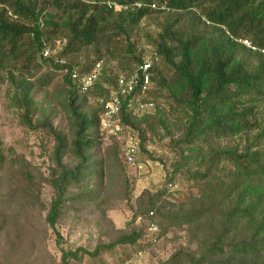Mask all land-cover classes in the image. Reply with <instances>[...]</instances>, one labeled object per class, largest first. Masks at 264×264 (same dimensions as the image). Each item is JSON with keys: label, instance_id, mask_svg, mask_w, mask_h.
Returning a JSON list of instances; mask_svg holds the SVG:
<instances>
[{"label": "trees", "instance_id": "16d2710c", "mask_svg": "<svg viewBox=\"0 0 264 264\" xmlns=\"http://www.w3.org/2000/svg\"><path fill=\"white\" fill-rule=\"evenodd\" d=\"M108 2L128 9L115 12ZM134 3L142 8L133 9ZM153 3L167 11L150 10ZM147 18L156 19L157 31L144 34L146 46L139 47L131 35ZM234 38L264 49V0H0V87L6 86V108L15 112L19 127L51 144L49 149L44 141L41 145L50 163L44 182L53 191L45 223L55 235L58 264L94 261L137 245L151 226L157 229L154 241L171 232L182 235L159 264H264V58ZM56 43L57 56L67 65L41 58L44 46L54 49ZM87 49L97 59L80 62ZM148 49L158 63L152 87L140 100L152 103L153 111L135 113V91L121 99L118 117L149 158L145 145L152 137L168 140L174 160L166 182L135 200L130 223L139 221L138 226L116 231L102 212L106 243L92 251L64 250L56 230L60 217L68 205L100 206L110 168L96 156L102 109L89 102L108 98L116 78L132 74ZM98 62L103 63L100 77L92 90L81 93L67 70L74 66L88 74ZM107 64L113 65L107 69ZM43 66L62 80L37 102L36 87L43 90L50 83L49 73L34 81ZM57 112L66 120L65 130L54 125ZM7 152L0 143V172L14 153ZM112 155L117 161L114 149ZM20 169L33 186L31 175ZM177 177L195 193L172 194Z\"/></svg>", "mask_w": 264, "mask_h": 264}, {"label": "rangeland", "instance_id": "374dc122", "mask_svg": "<svg viewBox=\"0 0 264 264\" xmlns=\"http://www.w3.org/2000/svg\"><path fill=\"white\" fill-rule=\"evenodd\" d=\"M155 21V18L144 19L135 28L131 38L139 47L146 46L144 34L151 35L157 31ZM87 57L91 62L97 59L91 49L80 54V62L85 61ZM112 65L107 64L106 68H111ZM43 67L45 69L37 73L34 81L49 73L50 83L43 90L36 87L37 102L45 99L47 95L45 92L49 95L53 94V89L59 87L62 80L61 74ZM5 90L6 86L0 87V143L4 148V154H9L8 149H12L14 153L7 159L0 172V263L58 264L60 252L55 245V235L45 223L53 191L44 182L48 176L50 163L47 151L41 145L44 144L45 148L49 149L51 144L41 134L19 127L15 112L6 108ZM48 99L51 98L48 96ZM89 105L97 106L96 100H90ZM54 125L60 130L66 129V120L59 112ZM100 138L102 146L96 152V156L110 166L103 181L102 201L100 206L77 208L67 206L56 225V230L63 239L64 250L83 248L92 251L98 244L106 243L107 238L104 236L106 228L100 222L102 212L116 231L127 232L138 226L139 221L130 223L135 200L143 192L154 193L164 186L167 168L174 160L168 140L152 137V140L145 145V150L151 158L140 152L139 161L143 168L138 171L124 164L121 144L106 132H100ZM112 149L118 155L117 161L113 159ZM9 159L20 161L21 165H12ZM21 167L24 172L31 175L33 186L29 185L21 175ZM172 190V194L176 197L188 192L195 193L192 188L185 186L183 179L178 177L174 181ZM32 195H36L44 209L40 208ZM153 235L154 233L148 231L145 239L137 245L118 247L112 253L104 254L97 260L102 261L103 264H159L168 259L179 242H182V239H179L182 235L173 232L155 241ZM97 260L90 261L84 258L81 263L71 264H97Z\"/></svg>", "mask_w": 264, "mask_h": 264}, {"label": "built area", "instance_id": "2783aa9c", "mask_svg": "<svg viewBox=\"0 0 264 264\" xmlns=\"http://www.w3.org/2000/svg\"><path fill=\"white\" fill-rule=\"evenodd\" d=\"M107 7L115 12L126 11L128 7L119 6L114 3L108 2ZM133 9L140 10L142 5L139 3L133 4ZM150 10L167 11L165 5L151 4ZM234 42L244 46L253 52H259L264 58V49H257L251 44L250 41L241 38H234ZM60 44L56 43V48L52 49L50 46H44L41 51V58L43 60L53 61L54 64L60 66L67 65V62L59 58L57 53L60 51ZM158 63L157 55L150 49L146 50L142 56L141 64H139L132 74L129 76L119 75L115 80V89L111 90L108 98H98L96 103L102 109V115L100 117V132H106L110 137L122 145V159L126 166L136 168L141 171L143 165L139 161V142L136 134L127 126L119 121V111L121 107V99L126 98L135 91L139 92V96L136 100L137 109L136 114H148L153 111L152 103H143L140 100V96H144L145 93L152 87V69L154 65ZM103 63L98 62L88 74H81L77 67L72 66L69 73L70 80L77 86L81 93H87L95 86L100 72L102 71ZM149 231L156 234L157 229L155 226H151Z\"/></svg>", "mask_w": 264, "mask_h": 264}]
</instances>
